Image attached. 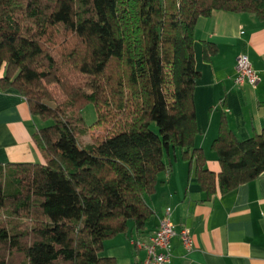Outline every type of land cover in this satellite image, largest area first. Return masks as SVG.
<instances>
[{"label":"trees","instance_id":"16d2710c","mask_svg":"<svg viewBox=\"0 0 264 264\" xmlns=\"http://www.w3.org/2000/svg\"><path fill=\"white\" fill-rule=\"evenodd\" d=\"M215 11L264 21V0H0V91L27 100L45 160L0 165V264H117L105 242L146 228L172 154L207 200L264 173V129L240 140L224 113L218 175L196 144V28ZM88 104L102 133L84 146Z\"/></svg>","mask_w":264,"mask_h":264},{"label":"crops","instance_id":"0c3cea01","mask_svg":"<svg viewBox=\"0 0 264 264\" xmlns=\"http://www.w3.org/2000/svg\"><path fill=\"white\" fill-rule=\"evenodd\" d=\"M206 42L218 52L205 58ZM246 54L260 81L257 87L237 85V59ZM195 56L201 77L195 91L199 135L207 168L221 172L213 142L219 136L225 113L240 140L264 129V21L251 13L215 11L201 18L196 28ZM41 126L27 100L16 90L0 91V165L44 163L33 134ZM168 170L160 176L157 191L147 203L154 211L146 228L131 224L127 233L105 242L103 256L117 264H144L146 251L136 248L132 239L147 240L159 228L168 208L177 231L188 228L194 248L187 251L179 236L172 239L168 264H264V173L237 190L210 200L198 182L189 162L180 152L168 159Z\"/></svg>","mask_w":264,"mask_h":264},{"label":"built area","instance_id":"2783aa9c","mask_svg":"<svg viewBox=\"0 0 264 264\" xmlns=\"http://www.w3.org/2000/svg\"><path fill=\"white\" fill-rule=\"evenodd\" d=\"M260 78L252 66L249 57L241 54L237 59V85L250 84L257 87ZM175 236H179L183 246L187 251L194 248V239L188 228L177 231L172 222V209L165 211V216L161 221L158 230L148 237L147 240L141 238L132 239V244L141 250L146 251L144 264H168L172 258L171 242Z\"/></svg>","mask_w":264,"mask_h":264},{"label":"rangeland","instance_id":"374dc122","mask_svg":"<svg viewBox=\"0 0 264 264\" xmlns=\"http://www.w3.org/2000/svg\"><path fill=\"white\" fill-rule=\"evenodd\" d=\"M87 132L80 136V143L84 146L92 144L94 141V137L98 136L102 133V129L95 127L98 121V112L97 108L94 104H88L82 112ZM47 124V123H46ZM42 125V124H41ZM153 129L157 130L156 125H153Z\"/></svg>","mask_w":264,"mask_h":264}]
</instances>
